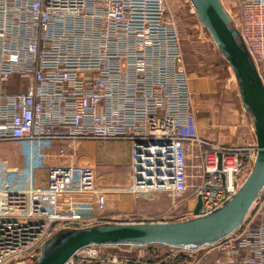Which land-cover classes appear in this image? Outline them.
Segmentation results:
<instances>
[{"label": "built area", "instance_id": "obj_1", "mask_svg": "<svg viewBox=\"0 0 264 264\" xmlns=\"http://www.w3.org/2000/svg\"><path fill=\"white\" fill-rule=\"evenodd\" d=\"M237 5L233 21L264 85V0ZM196 113L168 0H0V142L51 160L44 186L31 156L27 178L0 181V264H33L55 231L108 220L107 190L78 159L81 141L131 142L129 191L187 203L149 221L191 218L199 197L200 215L221 206L259 148L203 136ZM51 142L61 147L43 152ZM65 264H264V188L214 244L90 245Z\"/></svg>", "mask_w": 264, "mask_h": 264}, {"label": "water", "instance_id": "obj_2", "mask_svg": "<svg viewBox=\"0 0 264 264\" xmlns=\"http://www.w3.org/2000/svg\"><path fill=\"white\" fill-rule=\"evenodd\" d=\"M201 24L232 69L243 108L253 117L258 152L251 170L221 206L207 214L173 221H105L55 231L42 245L33 264H65L90 245L146 246L160 244L196 250L214 244L238 229L264 188V85L253 58L222 0H190Z\"/></svg>", "mask_w": 264, "mask_h": 264}, {"label": "crops", "instance_id": "obj_3", "mask_svg": "<svg viewBox=\"0 0 264 264\" xmlns=\"http://www.w3.org/2000/svg\"><path fill=\"white\" fill-rule=\"evenodd\" d=\"M188 2L190 3V7ZM169 4L175 15L180 33V45L183 52L184 64L189 74L194 103L199 108L198 117L201 119L198 124L200 133L215 141L239 143L237 139L239 141L243 137L239 134V137L237 136V125L231 119L230 104L226 102L222 103L219 100L221 99V93L224 91L220 88V79L217 73L211 71L213 68L209 64L210 61L204 57L209 54L215 55L219 52L212 37L199 21L190 0H170ZM186 6L189 11L186 12L189 15V21L188 18L186 19V14L182 18L185 11L181 9ZM247 139L249 141L244 142L245 139H243V142L240 143L246 144L255 141V139L251 138V135ZM58 143H55L57 144L55 146L51 145L48 147L49 149L52 148L48 152H54L59 149L61 143ZM88 143L89 147L84 145V143L79 144L77 156L79 160L95 168L99 184L107 190L105 211V214L109 217L107 222L149 221L167 209L162 203L163 195L161 194V196L159 194V196H152L150 194H136L129 191L132 174V147H128L130 155L123 157L124 153L119 154V152L110 153L104 151L97 154L96 149L99 143L106 144L107 142L88 140ZM91 145L93 148H91ZM27 149L28 154L25 156L26 158L24 157L23 167L26 170L28 169V177L31 173L28 167L30 156L33 158L34 167L38 165L34 162L36 151L31 155L29 147ZM47 166L48 164L44 166L46 170ZM15 167L16 165L12 169L14 170ZM7 175L10 174L3 173L0 181L5 179L8 182H17L9 181ZM46 175L35 180L36 184L44 186ZM33 177L35 178L34 173ZM171 208L175 211L178 209L176 206H172Z\"/></svg>", "mask_w": 264, "mask_h": 264}, {"label": "rangeland", "instance_id": "obj_4", "mask_svg": "<svg viewBox=\"0 0 264 264\" xmlns=\"http://www.w3.org/2000/svg\"><path fill=\"white\" fill-rule=\"evenodd\" d=\"M168 1L170 3V0ZM222 2L226 10L231 15L232 19L238 23L239 17H240V11L237 5V0H222ZM188 5L190 7L189 2H188ZM187 6L181 9L182 11H185L182 15V18L186 14L185 15L186 19L188 18V21H189V15L188 13H186V12H189ZM204 57H206V59L210 61L209 64H211L213 68L211 69V71L214 73H217L220 79V88L223 89L224 91L221 93V99L219 100L222 103L226 102L230 104L231 119L237 125V136L238 134L241 135L243 139H245L244 142L249 141V139L247 138L250 137V135H251V138L255 139L254 128H253V117L247 111H245V109L242 106V103L239 97V91H238L236 78H235V75L232 69L230 68L228 63L225 61V59L222 57V55L219 52L216 53L215 55L209 54ZM195 109L197 110V113H196L197 121L198 123H200L201 118L198 117L199 108L196 107V105H195ZM243 139H240L239 141L237 139V142L239 143L243 142ZM101 141L107 142V143L106 144L99 143L96 149L97 154L104 152V151H108L110 153H113V152H116V153L119 152V154L124 153L123 157L130 155L129 148L132 147L131 142L129 143L126 140H120V139H115V140L109 139V140H101ZM46 143H50V142H46ZM55 143H58V142H51V145L53 146L57 145ZM83 143L84 145H87L89 147L88 140L81 141L79 144H83ZM27 147H28L27 144L23 142H0V178L2 177L1 175L3 173L10 174V175H7L9 181L23 180L27 177L28 169L26 170L23 167L24 157L27 156L28 154ZM91 148H93L92 145H91ZM51 150L52 148L49 149L48 146L43 148V152L45 153ZM34 162L38 165L34 169L35 180H37L46 175L47 170H46V167L44 166H46L47 164H50L51 161L48 158L40 157L36 151L34 155ZM193 162L195 163L196 166L199 164L196 159H194ZM15 165L16 167L13 170L12 168ZM153 194L157 196L159 192H156ZM160 194L163 195L162 203L166 206L167 209L169 208L171 209L172 204L170 202V199H168L165 193H160ZM186 204L187 203L185 201H182V203L180 204L181 206L178 207L177 211L178 212L181 210L186 211L187 209ZM155 217H160V215L157 214V216Z\"/></svg>", "mask_w": 264, "mask_h": 264}, {"label": "trees", "instance_id": "obj_5", "mask_svg": "<svg viewBox=\"0 0 264 264\" xmlns=\"http://www.w3.org/2000/svg\"><path fill=\"white\" fill-rule=\"evenodd\" d=\"M153 245H156V244H151V245H148L149 247L153 246Z\"/></svg>", "mask_w": 264, "mask_h": 264}]
</instances>
